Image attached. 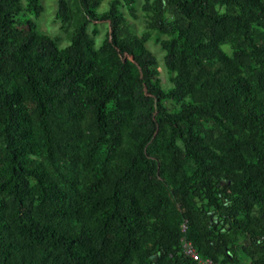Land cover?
Listing matches in <instances>:
<instances>
[{
    "label": "trees",
    "instance_id": "trees-1",
    "mask_svg": "<svg viewBox=\"0 0 264 264\" xmlns=\"http://www.w3.org/2000/svg\"><path fill=\"white\" fill-rule=\"evenodd\" d=\"M78 1L0 0V264H264V0Z\"/></svg>",
    "mask_w": 264,
    "mask_h": 264
},
{
    "label": "rangeland",
    "instance_id": "rangeland-1",
    "mask_svg": "<svg viewBox=\"0 0 264 264\" xmlns=\"http://www.w3.org/2000/svg\"><path fill=\"white\" fill-rule=\"evenodd\" d=\"M110 1L111 0H102L96 11L98 13H101L107 10ZM22 2L23 4H25V0H22ZM40 3L43 6V11L39 16L36 17L33 14L27 13L24 15L20 14L19 18L23 21L29 18L32 19L36 23L37 29L40 32L48 34L49 36L57 39V43L60 48L68 46L70 44V33L80 21L81 12L79 8V1L69 0L73 16L71 21L64 28H61L60 21L55 18L57 0H40ZM133 5L137 7L136 17L128 15L127 6L124 7L123 10L134 32H136L137 34H141L146 29L145 13L142 12L139 8V0H136ZM87 28L90 34H92V30H96V34L92 36L94 37L95 47H99L105 38L107 32V24L105 22L90 23ZM157 35V31H151V37L145 45L156 59V68L160 73V79L163 87L165 89H168L169 87H171L170 74L164 64V51L155 42V38Z\"/></svg>",
    "mask_w": 264,
    "mask_h": 264
},
{
    "label": "built area",
    "instance_id": "built-area-1",
    "mask_svg": "<svg viewBox=\"0 0 264 264\" xmlns=\"http://www.w3.org/2000/svg\"><path fill=\"white\" fill-rule=\"evenodd\" d=\"M181 229L183 232L187 229V222L184 221L181 225ZM180 248L181 252L185 257L191 258L197 264H217L212 259L207 257H201L194 247L193 243L187 239L185 236H182L180 239Z\"/></svg>",
    "mask_w": 264,
    "mask_h": 264
}]
</instances>
